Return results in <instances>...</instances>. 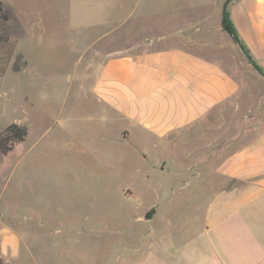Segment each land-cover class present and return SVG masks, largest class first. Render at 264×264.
Returning <instances> with one entry per match:
<instances>
[{"label": "rangeland", "instance_id": "obj_1", "mask_svg": "<svg viewBox=\"0 0 264 264\" xmlns=\"http://www.w3.org/2000/svg\"><path fill=\"white\" fill-rule=\"evenodd\" d=\"M0 1L12 13L0 23V36L7 38L0 42V132L12 123L28 128L24 142L0 153V221L34 231L40 241L79 246L96 260L103 256L99 248L122 238L115 231L120 223L133 234L146 230L137 215L159 195L178 193L177 162L192 160L180 146L156 147L152 137L131 128L129 140L118 139L129 123L110 117L96 101L102 65L133 44L131 20L120 19L147 12L153 37L172 43L183 32L205 34L227 51L231 42L234 72L252 80L253 66L223 28L229 0H102L96 13L84 8L85 18L105 22L84 27V38L74 8L80 0ZM237 124L243 131L245 118ZM163 160L168 166L162 172ZM78 226L84 231H74Z\"/></svg>", "mask_w": 264, "mask_h": 264}, {"label": "crops", "instance_id": "obj_2", "mask_svg": "<svg viewBox=\"0 0 264 264\" xmlns=\"http://www.w3.org/2000/svg\"><path fill=\"white\" fill-rule=\"evenodd\" d=\"M80 1L74 8L84 38V27L103 22L85 18L84 8L96 13L102 0ZM228 8L264 70V0H234ZM140 13L120 19L131 20L133 44L102 65L95 99L110 117L129 123L118 139L129 140L131 128L152 137L156 147L187 152L192 160L177 162L180 191L159 195L137 215L146 230L133 234L116 226L122 238L99 248L103 256L93 261L79 246L40 241L34 231L0 221L3 264H264V77L254 67L252 80L234 72L231 42L227 51L198 32L180 33L174 43L154 38L147 12ZM254 119L257 127H250ZM160 164L163 172L167 162Z\"/></svg>", "mask_w": 264, "mask_h": 264}, {"label": "trees", "instance_id": "obj_3", "mask_svg": "<svg viewBox=\"0 0 264 264\" xmlns=\"http://www.w3.org/2000/svg\"><path fill=\"white\" fill-rule=\"evenodd\" d=\"M11 19H12L11 11L3 4V2L0 1V23L9 22ZM222 24L224 30L232 36V38L237 44H240L245 49L248 57H250L253 60L250 51L248 50L244 42L240 39L238 31L236 30V27L232 22L229 8L227 6H225L224 9ZM4 40H7V38L0 36V42ZM20 59L21 56L16 61L15 66L13 68L15 72H19L21 70V66L18 63ZM255 64L264 75V70L262 69V67H260L256 62ZM27 136H28V128L26 125H22L18 123H12L8 125L6 128H4V130L0 132V153L7 155L13 150V147L16 144L24 142ZM0 264H3V261L1 259H0Z\"/></svg>", "mask_w": 264, "mask_h": 264}, {"label": "water", "instance_id": "obj_4", "mask_svg": "<svg viewBox=\"0 0 264 264\" xmlns=\"http://www.w3.org/2000/svg\"><path fill=\"white\" fill-rule=\"evenodd\" d=\"M232 1H234V0H229L226 6L228 7V5H229ZM238 45H239L241 51L243 52V54H244V55L246 56V58L249 60L250 64H251V65H252V66L258 71V73H259L260 75H262V76L264 77V75L262 74V72H261V71L258 69V67L256 66L255 62H254L250 57H248L247 52L245 51V49H244L240 44H238Z\"/></svg>", "mask_w": 264, "mask_h": 264}]
</instances>
